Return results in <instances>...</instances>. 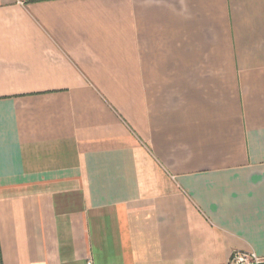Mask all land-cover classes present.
Returning <instances> with one entry per match:
<instances>
[{
  "label": "crops",
  "instance_id": "0c3cea01",
  "mask_svg": "<svg viewBox=\"0 0 264 264\" xmlns=\"http://www.w3.org/2000/svg\"><path fill=\"white\" fill-rule=\"evenodd\" d=\"M264 261V0H0V264Z\"/></svg>",
  "mask_w": 264,
  "mask_h": 264
},
{
  "label": "built area",
  "instance_id": "2783aa9c",
  "mask_svg": "<svg viewBox=\"0 0 264 264\" xmlns=\"http://www.w3.org/2000/svg\"><path fill=\"white\" fill-rule=\"evenodd\" d=\"M260 262H262V260L254 253L236 252L233 256L231 264H252ZM88 264H92V262H89Z\"/></svg>",
  "mask_w": 264,
  "mask_h": 264
},
{
  "label": "water",
  "instance_id": "95a60500",
  "mask_svg": "<svg viewBox=\"0 0 264 264\" xmlns=\"http://www.w3.org/2000/svg\"><path fill=\"white\" fill-rule=\"evenodd\" d=\"M252 264H264V261L260 262V263H252Z\"/></svg>",
  "mask_w": 264,
  "mask_h": 264
}]
</instances>
